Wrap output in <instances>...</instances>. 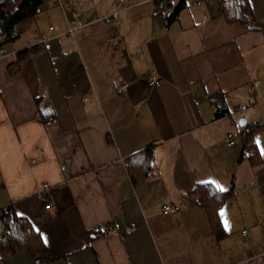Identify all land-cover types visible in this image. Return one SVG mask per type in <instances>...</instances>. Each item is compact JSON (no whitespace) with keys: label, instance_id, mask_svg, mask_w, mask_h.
Returning a JSON list of instances; mask_svg holds the SVG:
<instances>
[{"label":"crops","instance_id":"0c3cea01","mask_svg":"<svg viewBox=\"0 0 264 264\" xmlns=\"http://www.w3.org/2000/svg\"><path fill=\"white\" fill-rule=\"evenodd\" d=\"M229 1L43 0L0 58V209L45 251L0 264H264V0Z\"/></svg>","mask_w":264,"mask_h":264},{"label":"trees","instance_id":"16d2710c","mask_svg":"<svg viewBox=\"0 0 264 264\" xmlns=\"http://www.w3.org/2000/svg\"><path fill=\"white\" fill-rule=\"evenodd\" d=\"M42 2L43 0H22L18 8L12 10L9 8L8 1H0V49L20 38L24 30L23 24L37 15ZM246 6L244 0H239L238 4L234 0L232 3L229 1L226 7L231 9L234 7L236 20L243 22L246 18ZM182 8L183 5L176 8L172 19L177 17ZM30 54L31 51L27 50L20 52L18 62L21 61L22 57H27ZM214 104L216 103L214 102ZM217 108L218 110L221 109L220 107ZM218 112L217 116H223L224 112ZM200 195L198 201L209 212L216 235L222 236L224 233L217 212L222 203L229 197L228 193H219L209 185L201 189ZM0 246L5 252L12 255L24 249H28L33 254L45 251L41 238L23 218L16 214L11 206L0 209Z\"/></svg>","mask_w":264,"mask_h":264},{"label":"built area","instance_id":"2783aa9c","mask_svg":"<svg viewBox=\"0 0 264 264\" xmlns=\"http://www.w3.org/2000/svg\"><path fill=\"white\" fill-rule=\"evenodd\" d=\"M55 2H56V5H58L60 8H62L64 0H55ZM198 4H200V3H198ZM126 9H127V7L125 5V0H119V4L117 5V10L114 11L112 14L108 15L107 17H104L102 20L105 23L110 24L111 22L117 20L119 18L120 14L123 11H125ZM81 14H82V9H80V8L75 9L71 13L72 20L74 22L79 23V20L81 18ZM78 27H79V24H78ZM53 30H54V28H50V31H53ZM74 30H75L74 28L70 27L67 32L69 35H72L74 33ZM45 41H47V37L44 36L43 42H45ZM5 56H6L5 50L3 48L0 49V58L5 57ZM112 85L114 87L116 95H118V96L125 94L129 89V83L121 76L117 77V79H115L112 82ZM159 85H160L159 81H157L155 78H153V77L149 78V86L157 87ZM238 112H239L238 110H235V113H238ZM257 139H258V137H254V140H257ZM225 142H226L228 147L235 146V135L233 133H228L225 137ZM51 208H52L51 204H48L45 206V210H47V211L51 210ZM161 212L164 216L177 215L180 212V207L179 206H171V205L166 204V205L162 206ZM106 231L109 232L110 228L106 229Z\"/></svg>","mask_w":264,"mask_h":264},{"label":"water","instance_id":"95a60500","mask_svg":"<svg viewBox=\"0 0 264 264\" xmlns=\"http://www.w3.org/2000/svg\"><path fill=\"white\" fill-rule=\"evenodd\" d=\"M244 122H245L244 120L240 122V126H241V127H243Z\"/></svg>","mask_w":264,"mask_h":264},{"label":"snow or ice","instance_id":"6c2138e0","mask_svg":"<svg viewBox=\"0 0 264 264\" xmlns=\"http://www.w3.org/2000/svg\"><path fill=\"white\" fill-rule=\"evenodd\" d=\"M262 155H264V150H262Z\"/></svg>","mask_w":264,"mask_h":264}]
</instances>
